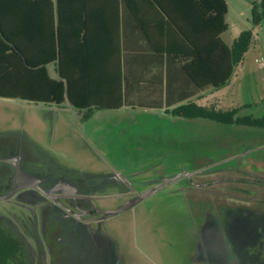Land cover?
<instances>
[{"label":"rangeland","instance_id":"rangeland-1","mask_svg":"<svg viewBox=\"0 0 264 264\" xmlns=\"http://www.w3.org/2000/svg\"><path fill=\"white\" fill-rule=\"evenodd\" d=\"M226 2L224 41L232 44L251 30L252 44L229 82L196 104L219 111L242 107L239 117L261 118L264 20L254 24L252 0ZM50 72L57 75L55 65ZM0 141L21 142L35 168L91 195L77 206L65 202L74 214L55 222L62 234L56 243L40 240L49 261L264 264V245L256 239L264 232V129L162 110L88 112L68 102L0 98ZM31 209L44 237L46 225L67 208L45 203ZM18 210L0 201L2 218ZM83 211L88 214L79 219Z\"/></svg>","mask_w":264,"mask_h":264},{"label":"trees","instance_id":"trees-1","mask_svg":"<svg viewBox=\"0 0 264 264\" xmlns=\"http://www.w3.org/2000/svg\"><path fill=\"white\" fill-rule=\"evenodd\" d=\"M139 1L0 0V97L56 105L69 100L74 108L90 112L94 107H121V104L93 107L90 92L99 86L100 79L97 76L103 77L101 81L105 79L101 61L107 58L114 60L119 54L115 25L123 10L135 22L140 21ZM148 2L150 11L160 13L166 25V49L155 50L153 54H166L168 58L176 60L181 66L182 76L189 83L188 87L184 86V92H178V98L170 101V89L177 83L170 84L167 76L166 107L180 104L200 91L225 86L253 40L252 31L245 30L231 46L223 42L221 35L228 30L225 23L228 13L226 1ZM251 3L253 22L259 25L264 20V0L260 5L254 0ZM191 7L199 19L197 23L189 19L194 30L182 27L183 21L174 15L176 11L185 13ZM192 33L193 37L190 36ZM129 54V57L124 58V66L125 59L129 60L133 70L128 74L124 67L122 76L119 75L121 72L114 75V91L118 90L121 81L128 87V81H134L132 74L138 77L135 68L139 53ZM52 64L56 66V77L51 75L48 68ZM242 109L219 111L189 102L167 112L183 118L264 129V116L239 117Z\"/></svg>","mask_w":264,"mask_h":264},{"label":"crops","instance_id":"crops-1","mask_svg":"<svg viewBox=\"0 0 264 264\" xmlns=\"http://www.w3.org/2000/svg\"><path fill=\"white\" fill-rule=\"evenodd\" d=\"M139 5L141 6V10L138 11L140 20H138V23L135 22L131 15H128L125 10H123V13L121 14L122 18L119 17V22H116L115 29L117 30L116 33L118 34L117 52H119V54L117 55L116 59L113 58L114 60L107 58L101 61L103 64L102 70L104 71L105 79L101 81L103 77L97 76L100 79L99 86L96 85L97 87L93 88V90L90 92V97L94 101L91 102L93 107L96 105L102 107H114V105L120 104L121 107L116 109H99L94 107L93 109L118 111L122 108H139L145 110H162L164 113L170 114L167 111H171L180 105L187 104L189 102L197 103L199 97L212 89L200 91L196 93L194 97L180 104H175L171 108L166 107L165 100L167 96V76L170 78V84L177 83L175 84L174 88L170 89V101L171 99L175 100L178 98V95H180L178 92H184L185 87H188L189 83L186 78L182 76L181 66L176 60L168 58L166 54H153L156 52L155 50L164 51L166 49V33L164 32L166 25L163 22V18L160 13L156 11H150L151 7L148 0H140ZM175 13L176 14L174 15H178V19L183 21L182 27L186 29L188 28L194 30L193 23H189V19H192L195 21V23L199 22L196 13L193 12V7L186 10L185 13L177 11ZM226 17L227 15L225 16V23H227ZM160 29L161 32L159 31ZM227 31L221 35V39L225 44L231 46L232 44H228L224 41ZM193 35L194 34L192 33L190 36L193 37ZM129 53H139V59L137 63L138 65L136 64L135 68V73L138 72V77L135 76V74H132L134 81H128V87L124 85L123 81H121V85H118L117 87L118 90L114 91L112 83L114 80V75L121 72L119 75L122 76L124 67L126 68L128 74H130V71L133 70L132 62L129 60L126 61L125 59L126 63L124 66V58L125 56L126 58L129 57ZM48 68L50 71V66ZM52 76L56 77L54 75ZM179 78L180 81L178 80ZM66 102L70 104L69 100H66ZM71 107L76 109L72 105ZM76 110L90 112L86 109Z\"/></svg>","mask_w":264,"mask_h":264},{"label":"flooded vegetation","instance_id":"flooded-vegetation-1","mask_svg":"<svg viewBox=\"0 0 264 264\" xmlns=\"http://www.w3.org/2000/svg\"><path fill=\"white\" fill-rule=\"evenodd\" d=\"M18 145H6L0 141V201L6 202L7 206L14 203L20 209L16 211L17 215L8 212V218L0 216V264H63L58 258L47 260L40 240L56 243L62 234L55 222L71 219L74 214L65 202L77 206V200L88 199L91 195L72 181L66 183L60 176L42 173L28 160L25 146L21 142ZM45 203L67 209L58 219L55 217L56 220L46 225L44 237H41L37 211L31 207ZM83 214L88 212L83 211L77 217L80 219ZM256 239L264 245V232ZM52 249L54 253L58 250L57 246H52Z\"/></svg>","mask_w":264,"mask_h":264}]
</instances>
